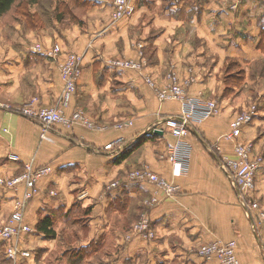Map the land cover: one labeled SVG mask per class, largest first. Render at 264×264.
<instances>
[{"label":"crops","instance_id":"crops-1","mask_svg":"<svg viewBox=\"0 0 264 264\" xmlns=\"http://www.w3.org/2000/svg\"><path fill=\"white\" fill-rule=\"evenodd\" d=\"M93 2L83 17L84 28L76 24L58 25L54 32L42 31V36L47 44L59 43L64 50L83 55V74L65 114L79 109L86 120L105 130L92 131L81 122L73 129L57 124L55 134L43 140L36 124L17 114L0 111V176L19 175L25 164L51 165V175L40 181V194L28 210L36 229L38 212L46 206L65 203L68 211L76 188L83 189L82 199L91 203L101 196L109 182H126L129 170L146 166L180 190L175 199H168L150 213L158 234L154 243L158 247H155L169 250L165 255L167 261L158 257L151 264L173 262L170 259L175 257V251L183 255L201 244L230 241L238 244L240 264H263L264 252L258 248L238 195L217 161L234 157L236 142L226 136L231 131L232 117L248 104L257 106L258 112L238 142H251L254 153L264 158V86H243L237 96L228 95L226 89H241L226 86L223 79V69L231 61L252 65L264 59V50L259 47L264 32V3L245 2L236 9L234 0H138L132 19L115 22L110 0ZM62 17L63 14L58 21ZM6 39L0 37V102L22 107L37 99L41 107L57 105L64 86L56 64L35 52L24 37H17L16 42L8 41L13 38ZM4 40L8 42L6 46ZM14 43L17 47L11 46ZM119 59L141 61L143 74L156 82L155 89L135 72L114 67L112 62ZM189 68L195 74L201 72L202 78L187 88L188 95L205 103L215 100L221 111L216 116L192 122L186 138L192 148L191 156L184 174L176 176L166 157L171 135H158L156 129L153 132L148 129H166L156 125L159 120L183 114L181 101L161 103L156 89L166 82L169 73L185 77ZM28 70L34 72L35 78ZM248 90L254 96L247 95ZM128 120L133 123L130 128L116 127V123ZM119 138H124L126 148L132 150L129 158L117 164L115 161L127 149L110 156L103 147ZM15 156L17 159H13ZM256 181L257 197L264 209V163ZM50 188L61 197L49 195ZM19 191L21 195L23 189ZM156 191V187L147 184L132 186L124 192L125 196L111 192L112 202L109 195L104 198L107 202L104 228L111 231V218L119 224V220L129 217L133 206L140 211L144 200ZM12 196L8 194L4 199L0 222L12 209ZM109 207L112 211H108ZM114 230L117 238L121 237L123 232L116 227ZM39 235L46 239L42 233ZM261 236L264 246V228ZM116 240L121 245L123 236ZM105 241L110 243L109 238ZM142 244V240L135 242L131 251L141 249ZM55 245L51 240L39 249L45 255ZM155 247L154 253L159 254ZM101 249L105 248L101 246ZM96 254L101 256V251ZM186 257L196 261L189 255ZM97 262L104 264L103 259ZM129 262L143 264L139 257L124 258L123 264Z\"/></svg>","mask_w":264,"mask_h":264},{"label":"rangeland","instance_id":"rangeland-1","mask_svg":"<svg viewBox=\"0 0 264 264\" xmlns=\"http://www.w3.org/2000/svg\"><path fill=\"white\" fill-rule=\"evenodd\" d=\"M137 2H138V0H137ZM248 2H257L259 4L260 3L263 4L264 0H249ZM26 3H27L26 0H18L17 3L15 4V6L13 7V9L8 14L0 17V37L4 38V39L13 38L14 41H13V39H11V40L6 39V40H8L10 42H16L15 39L17 37L22 36L26 39L28 45H30L32 47L41 46L42 49L44 50V52H50L56 45H58L60 47L61 51H60L59 55L56 57V59H51L47 56L46 57L50 61H52L53 63L56 64V66L59 70V73H60V77L62 78L61 68L64 65V63L66 62L67 57L70 55V53H76V54H79V53L72 52L71 50L66 51L63 49V47L59 43L53 42L51 44H47L45 42L46 41L45 38L42 36V35H44L43 32L51 33V32L56 31L59 28V27H57L58 25L61 26V25H67V24H76L79 27L84 28V22L85 21L83 20V17L86 14V11L93 5L94 2H93V0H40V2L37 5H28ZM61 14H63L62 20L58 21L57 18L59 16H61ZM57 23H59V24H57ZM30 31H33V32H30ZM6 40H4L3 43H5ZM261 40H262V34H261ZM7 44H8V42L5 43L4 45L6 46ZM11 46L17 47V44L14 43ZM261 49L264 50V48H261ZM79 55H81V54H79ZM82 57H83V55H82ZM125 60H130V59L115 60L112 62V65L116 61H125ZM134 61H136V60H134ZM83 66H84V64H83ZM83 66H82V70H81V76L83 74ZM125 71L135 72L137 74V76L139 78H141L144 81V83L147 84L148 86H150V85L148 83H146L144 77L154 81L148 75H143V76L139 75L138 71H129V70H125ZM28 74L32 75V74H34V72L32 70H28ZM171 74H175V73H169L167 76V80L169 79V76ZM185 74H186L185 77L180 76L179 74L178 75L175 74V75H177L179 77V79H180L179 83L181 84V86L185 87V91L188 95L187 88L189 86H191V84L195 83L198 79H201L202 74H201V72L195 74L193 68L186 69ZM34 76H35V74L33 75V77ZM81 76L79 77V79L77 81V87L79 85V80L81 79ZM27 78H28V76H27ZM223 79L225 80L226 86H238L239 89L243 88V86H264V59L257 60L252 65H249V64L246 65V64H243L241 62L235 63V62L231 61L227 65H225V67L223 69ZM167 80L164 84L160 85L161 88L163 86H166V84L168 83ZM62 81H63V86H65V82H64L63 78H62ZM154 83L156 84V82H154ZM236 90H238V89H236ZM236 90L233 88L226 89L225 93H227L228 95H235L238 92L242 91L243 89H241L239 91H236ZM245 90H247V89H245ZM76 92H77V90H76ZM156 93H157V89H156ZM246 94L247 95L249 94L250 96H254V94L252 92H250V90L246 91ZM62 95H63V92L60 96L59 101L57 102L58 103L57 105H55L53 107L49 106L48 108H59L65 112V109H67L69 107V104L66 107L62 106ZM235 96H237V95H235ZM189 97H191V96H189ZM192 98H194L195 100H200L199 97H192ZM212 101L215 102L219 107V104L217 101H215V100H212ZM250 101L253 103L254 100L250 99ZM35 104L38 107H41V106H39L38 101H36ZM42 108H46V107H42ZM253 108H255V113L257 114V112H258L257 106H255L253 104L252 105L248 104L246 106L241 107V109L239 111H237L235 113V115L232 117V120L234 119L235 116H238L244 112H249V111L253 110ZM219 110L221 111L220 107H219ZM75 111H81V110L77 109ZM71 114H69L68 116H70ZM255 117H256V115H255ZM169 118L170 117L159 120V121H165L166 122V120H168ZM254 120H255V118H254ZM254 120H253L252 124L254 123ZM132 124L133 123L130 120L121 121V122L116 123V127L121 129L120 126L123 125L124 126L123 129H127V128H130L132 126ZM156 125L160 126L161 128H163V126L168 128L167 123H163L161 125H159V123H157ZM97 126L92 131L99 132V131L105 130V127H103L101 125L98 127ZM167 128L165 129L166 133H168ZM247 128H249V126H247ZM154 129H156L155 132L160 131V130H158V127L157 128H150V129H148V131L153 132ZM244 132H243V135H244ZM243 135H242V137H243ZM241 138H239L237 140H232V141H235L236 145H237L239 143H242V142H238ZM140 140L142 141V138H140ZM168 143L166 144V146L168 145ZM109 155L110 156H116L113 154H109ZM254 156H259V157L263 158V156L261 154H255L254 153ZM254 158H257V157H254ZM263 163H264V158L262 159V167H263ZM30 164L33 165L32 168L36 171L42 169L41 167H43V169L44 168H50L51 169V165L36 166L34 163H30ZM27 165H29V164H25L23 171L19 175L12 176V177L0 176V178L4 179L5 181H8V180L14 179L16 177H19L25 173ZM136 170H139V172H143V171L150 172V174H152V175L158 174L146 166L136 167V168H133L127 172V175H126L127 181L126 182L122 181L123 183L122 182L120 183L119 180L118 181L114 180V181L109 182L105 186L103 192L101 193V196L99 198H97L98 200L95 199L91 203H86L84 198L82 199V194L84 192L83 189L81 190L80 188H76L73 191V193L75 194L74 195L75 197L72 200V204H71L70 208L68 209V211H65L66 207H67V203L61 204V205L52 204V205L46 206L45 210L42 209L41 212L39 211L38 212V218H37L38 222H39L40 218H42L46 215L52 216V218L54 220V230L56 232V239L54 240L56 245L53 247L51 252L48 251V254L46 253L44 255L40 251L39 248H41L40 247L41 245H46V244L50 243L51 240L42 239L41 235H39V233H38L37 228L35 229V227L33 226L35 220L30 218L28 210H29V206L31 205V203L40 194V191H41L40 187H39L40 181L43 179H46L47 177H49L51 175V172H52V169H51L50 173L41 177L38 180V182H37L38 194L26 206L25 211H24V216H23L22 221L25 222L26 225L28 224V225L32 226L35 229V233H33L32 235L26 236L24 239L23 238L19 239L18 242L13 241V244H17L19 242H22L23 248H26L27 251H30L31 257H29V259H25V260H22L19 262L17 260H15L13 262L12 260L7 259V257L4 255V250L0 249V264H36V262H37V264L38 263L39 264H101L100 262H97L98 260H101V259H103L102 263H104V264L105 263L106 264L107 263H109V264H123L124 258L127 259L128 256L132 257V258L139 257V260L141 259L143 264L145 263V261H147L146 264H151L154 262V259H157L158 257L161 259L165 258L164 260L167 261V257L165 255L168 254L169 250L162 251L161 249L157 248L158 247L157 243L154 244L155 242H157L156 240L158 239V234H157V228H155L153 226V221L150 218L151 211L154 208L158 207L159 205L163 204L165 201L168 200V199H164L165 197H167L165 192L163 193L162 191L158 190V192L150 194L149 197L144 200V203H143L144 208H143V206H141L140 211L136 210V206H133L131 208V204H129L128 207L131 208L129 211V217H124V219L119 220V222H118L119 224H116L114 222L113 218H111V224L113 225L112 230L109 231L108 229L104 228L106 226V223H105V220H106L105 207H106V203H107L104 200V198H106L109 195L110 200L112 202V198L114 195H111L110 194L111 192L114 193L115 191H117L119 196H120V194L121 195L123 194L125 196L126 193H124V192L126 190H130L132 188V186H140L141 187V185H147V184L151 185V183H149L147 181L146 182H139V181L134 182L132 180V174ZM158 175H160V174H158ZM160 176H162V175H160ZM128 184H130V185H128ZM114 185L116 187H112ZM22 189L24 191V188H22ZM23 191H22V193H23ZM120 191H121V193H120ZM48 193H49V195L54 196V197L55 196H58L59 198L61 197V194H59L58 191H56V190H52V188L49 189ZM8 194L13 195L12 196L13 197L12 209L8 214H5L3 216L0 224L1 223L3 224L6 220H8L9 217L10 218L12 217L14 210H15V207H14L15 201L17 199H19V197L22 196V194L19 195L20 191H18V193L10 192V191L8 192V191L0 188V196L6 197V195H8ZM177 196L173 197V199H175ZM154 198H161V199H158L159 202H155ZM254 199H256L255 202L258 201L260 203L259 198L257 197V192L254 193ZM141 202H142V200H141ZM4 204L0 203V210L3 209L2 206ZM240 204L242 206V202H240ZM122 205H123V203H122ZM261 207H262V210H264L262 205H261ZM108 211H112L111 207L108 208ZM244 211H245V209H244ZM245 214H246V212H245ZM246 216L248 218L247 214H246ZM257 219H258V217H257ZM107 220L109 221L108 217H107ZM257 221H256L257 224L255 222V224L257 226L254 225L251 221H250V224H251L253 236L255 237L256 244H257L258 248L261 249L259 243L263 241V237L261 235H262V230L264 228V220H257ZM108 227H109V225H108ZM115 227L118 229V231L123 232L121 235V237L123 236L122 244L121 245L118 244L119 247L117 245L118 242L116 239H121V237L117 238L116 230H114ZM121 227H122V229H121ZM103 232H104V234L101 236V234ZM97 238H99V239H97ZM106 238H109L110 243H108V244L106 243V241H105ZM139 240L144 241V244H142V246H141L142 248L132 252L131 251V248H132L131 245L134 244L135 242L139 241ZM218 243H220L221 246L223 244L235 243L234 252H235V256H236V259L238 261V264H240V261L238 259V254H237L238 244L236 241H230V242H226V243H224V242H209V243L201 244V245L196 246L197 248H193V250L191 248L189 251H186L185 254H183V255L180 254L179 252L175 251L174 252L175 257H173V259H170V261H173V262L169 263V261H168L167 264H219L220 259L218 258L217 253L219 252V255H220L221 254L220 250L217 249L218 252L216 254H214V257L212 255L210 257H208V254H206V256H205V253H203V250H204L203 247H205V246L208 247L209 244H218ZM85 245H87V247H82ZM101 246H103L105 249H101ZM155 246H157V247H155ZM8 247L9 246L6 247V249H7L5 251L6 253L8 252ZM121 247H122V249L120 252L119 250ZM154 247L156 248L157 251L159 250L158 251L159 254L154 253ZM99 250L101 251V256L98 254L95 255V253ZM130 253H131V255H130ZM138 254H140V255L138 256ZM209 254H211V253H209ZM186 255H189L190 259L195 258L196 261L195 262L192 260L189 261L187 259ZM38 261H40V262H38ZM130 262H129V264H132ZM262 262L264 264V256H263ZM162 264H165V263H162Z\"/></svg>","mask_w":264,"mask_h":264},{"label":"built area","instance_id":"built-area-1","mask_svg":"<svg viewBox=\"0 0 264 264\" xmlns=\"http://www.w3.org/2000/svg\"><path fill=\"white\" fill-rule=\"evenodd\" d=\"M97 2L104 3V0H95ZM113 7L112 19L115 22L121 20H130L137 12V0H110ZM249 0H234L233 8H238L242 3ZM35 52L42 53L45 56L56 59L60 53V47L56 45L50 52H44L41 46H35L33 48ZM115 67L121 70L138 71L139 75L143 76V64L141 61L125 60L116 61L113 64ZM83 66L82 55L76 53H70L66 62L62 66V78L65 82L64 91L62 95V106L66 107L69 104L70 99L75 95L77 90V81L81 76V70ZM146 83L155 89L156 84L151 79L144 77ZM166 86H163L157 91V97L159 102L164 103L170 100H179L183 103V114L181 116H172L168 120L159 121V125L167 123L172 141L166 146L167 160L172 164L174 175L181 176L187 169V161L189 160L192 152V148L187 142L186 138L192 129V122L202 121L209 117L216 116L220 110L218 105L213 102H201V100H195L189 97L185 91V87L179 83L180 79L177 75L171 74ZM170 81V82H169ZM2 86L0 85V92ZM37 99L32 100L29 105L22 107H13L9 104H3L0 102V111H7L17 114L26 118L30 122L36 124L41 130V138L43 140H49L50 134H55L57 124H61L68 129H73L75 124H85L89 129L94 130L96 124L90 122L84 118L81 111H74L70 116H67L62 109L59 108H42L35 105ZM255 108L249 112H244L238 116H235L231 122V131L226 136L228 140H237L242 137L244 130L247 126H250L255 118ZM98 127V126H97ZM124 128L123 125L120 126ZM100 129V128H99ZM166 133L165 129L160 130ZM7 132V130H4ZM126 148V142L124 138H119L112 141L103 147V151L107 154L117 155ZM253 144L239 143L234 150L233 159H220L218 160L219 167L225 173L226 177L230 181L231 185L235 189L242 206L245 209L248 219L254 224H257V220H264V210H262L261 204L254 199V193L257 192V174L262 168V157L254 156ZM257 157V158H254ZM13 159H17L14 157ZM32 164L26 166V171L23 175L14 179L5 181L0 178V188L6 191L18 193L20 188H24L22 196L15 201V210L12 217L8 218L3 224H0V249L4 250V255L12 260L22 261L31 257L30 251L23 248L22 242L13 244V241L18 242L19 239L35 233V229L26 225L23 222V216L26 206L37 196L38 194V180L51 172L50 168H44L36 171L32 168ZM132 180L139 182H149L152 186L157 188L167 195L164 199H173V197L179 195L180 190L178 186L173 185L163 176L158 174H150V172H139L136 170L132 174ZM112 187H116L115 185ZM4 196H0V203H4ZM154 198L155 202H159ZM258 217V219H257ZM257 221V222H256ZM256 222V224H255ZM257 226V225H256ZM260 242V241H259ZM12 245V246H11ZM260 248L264 252V246L262 242L259 243ZM8 247V252L6 247ZM203 253L211 255L217 253L219 264H238L235 256V243L223 244H209V246L203 247ZM218 249V250H217ZM211 253V254H209ZM220 256V257H219Z\"/></svg>","mask_w":264,"mask_h":264},{"label":"trees","instance_id":"trees-1","mask_svg":"<svg viewBox=\"0 0 264 264\" xmlns=\"http://www.w3.org/2000/svg\"><path fill=\"white\" fill-rule=\"evenodd\" d=\"M17 1L18 0H0V17L8 14L13 9ZM26 2H27L26 4L28 5H34V4H38L40 0H26ZM259 47L264 48V32L262 33V40L259 43ZM125 150L126 151H124V153H122L117 158L115 163L117 164L122 163L123 161H125L127 158L130 157L132 149L125 148ZM37 230L39 233H42L47 240L56 239V232L54 230V220L50 215H46L39 219Z\"/></svg>","mask_w":264,"mask_h":264},{"label":"water","instance_id":"water-1","mask_svg":"<svg viewBox=\"0 0 264 264\" xmlns=\"http://www.w3.org/2000/svg\"><path fill=\"white\" fill-rule=\"evenodd\" d=\"M155 133L158 135H163V132H161V131H156Z\"/></svg>","mask_w":264,"mask_h":264}]
</instances>
